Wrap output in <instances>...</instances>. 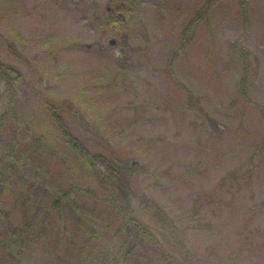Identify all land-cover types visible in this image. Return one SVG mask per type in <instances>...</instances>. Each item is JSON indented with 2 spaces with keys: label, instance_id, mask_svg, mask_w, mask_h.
I'll use <instances>...</instances> for the list:
<instances>
[{
  "label": "rangeland",
  "instance_id": "obj_1",
  "mask_svg": "<svg viewBox=\"0 0 264 264\" xmlns=\"http://www.w3.org/2000/svg\"><path fill=\"white\" fill-rule=\"evenodd\" d=\"M194 1L137 0L127 8L128 0H0V63L33 86L18 95V84L0 80V116L13 97L16 112L34 116L43 113L39 97L63 98L83 114L84 126L75 118L73 127L84 144L135 163L133 177L123 171L130 186L175 223L134 201L162 247L192 264H264V119L243 103L240 66L226 54L233 40L252 52L249 97L264 109V0L249 2L245 16L238 0L219 1L216 38L199 29L196 47L169 69L183 29L173 22L176 9ZM119 3L127 24L104 27L114 16L106 9ZM67 156L72 180L88 184L87 169ZM63 218L73 228V213Z\"/></svg>",
  "mask_w": 264,
  "mask_h": 264
},
{
  "label": "trees",
  "instance_id": "obj_2",
  "mask_svg": "<svg viewBox=\"0 0 264 264\" xmlns=\"http://www.w3.org/2000/svg\"><path fill=\"white\" fill-rule=\"evenodd\" d=\"M219 1L195 0L176 9L173 22L183 29L168 53L169 69H174L181 57L190 55L199 29L204 27L206 35L216 38L212 11ZM251 1H237L242 16ZM136 5L137 0H128L127 8ZM124 7L121 3L111 10L108 7L105 12L114 16H107L104 27L114 29L117 21L126 25L124 17L116 14ZM212 44L215 40L209 47ZM212 51L207 50L209 55ZM226 54L240 66L242 76L237 89L243 103L261 110L264 119V109L252 104L248 92L255 73L252 52L233 40ZM0 80L14 88L18 84V95L33 88L21 82L19 71L4 63H0ZM39 102L42 115L20 114L13 97L0 116V143L2 139L9 143L0 147V264H28L35 259L42 264H192L194 260L182 261L162 247L133 210L134 201H138L157 220H170L148 192L137 193L130 186L131 180L123 171L133 169L135 163L125 159L119 162L86 146L73 127L75 118L83 124V114L70 102L52 98L50 93L39 97ZM66 152L90 174L85 186L72 180V170L65 164ZM255 158L250 157V165ZM129 174L133 177L132 170ZM65 211L75 216L73 228L63 220ZM170 221L167 226H174Z\"/></svg>",
  "mask_w": 264,
  "mask_h": 264
},
{
  "label": "water",
  "instance_id": "obj_3",
  "mask_svg": "<svg viewBox=\"0 0 264 264\" xmlns=\"http://www.w3.org/2000/svg\"><path fill=\"white\" fill-rule=\"evenodd\" d=\"M116 42H115V40L114 39H112L111 41H110V44H112V45H114Z\"/></svg>",
  "mask_w": 264,
  "mask_h": 264
}]
</instances>
